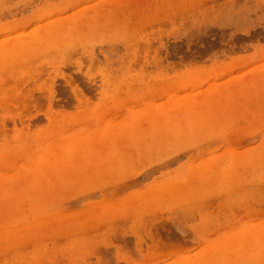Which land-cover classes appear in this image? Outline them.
Returning <instances> with one entry per match:
<instances>
[{"label": "rangeland", "instance_id": "374dc122", "mask_svg": "<svg viewBox=\"0 0 264 264\" xmlns=\"http://www.w3.org/2000/svg\"><path fill=\"white\" fill-rule=\"evenodd\" d=\"M14 37L0 264H264V0H0Z\"/></svg>", "mask_w": 264, "mask_h": 264}, {"label": "bare ground", "instance_id": "6f19581e", "mask_svg": "<svg viewBox=\"0 0 264 264\" xmlns=\"http://www.w3.org/2000/svg\"><path fill=\"white\" fill-rule=\"evenodd\" d=\"M163 5H164V4H163ZM38 32H40V30H39ZM13 39H14L15 43H14V41H13L11 46H8L9 43H8V45H5V43H4L3 45H0V56L2 55L1 57H5L7 54L10 55L11 52L9 53L7 50H10L12 46H15V48H16V47H18V48L21 47V50H22V48H24V44H27V42L24 43L23 40H22V41L19 40V42H18L17 39H16L15 37H14ZM13 43H14V44H13ZM0 44H1V42H0ZM26 47H27V46H26ZM26 47H25V48H26ZM21 50H19V51H21ZM19 51H18V52H19ZM23 52L26 53L25 51H23ZM13 53H14V52H13ZM15 53H16V52H15ZM17 54H18V53H17ZM7 57H8V56H7ZM19 57H20V54H19ZM16 59H17V58H16Z\"/></svg>", "mask_w": 264, "mask_h": 264}]
</instances>
